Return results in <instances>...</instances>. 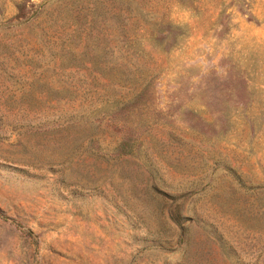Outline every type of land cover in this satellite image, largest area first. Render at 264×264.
Here are the masks:
<instances>
[{"label": "rangeland", "instance_id": "374dc122", "mask_svg": "<svg viewBox=\"0 0 264 264\" xmlns=\"http://www.w3.org/2000/svg\"><path fill=\"white\" fill-rule=\"evenodd\" d=\"M0 264H264V0H0Z\"/></svg>", "mask_w": 264, "mask_h": 264}, {"label": "trees", "instance_id": "16d2710c", "mask_svg": "<svg viewBox=\"0 0 264 264\" xmlns=\"http://www.w3.org/2000/svg\"><path fill=\"white\" fill-rule=\"evenodd\" d=\"M28 7V4H24V5H21V4H18L17 5V10H18V13L16 14L15 18L16 19H22L23 21H28V20H31L33 18V16L35 15V11H27L25 12L24 9ZM30 8L33 7V5H29ZM37 8H41V5H37ZM179 216V213H178V209L175 210L174 214H172L170 217L173 218L174 221L177 222L178 218H175V217H178Z\"/></svg>", "mask_w": 264, "mask_h": 264}]
</instances>
